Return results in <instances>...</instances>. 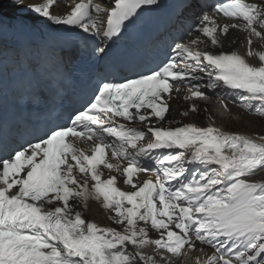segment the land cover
<instances>
[{
	"label": "snow or ice",
	"instance_id": "snow-or-ice-1",
	"mask_svg": "<svg viewBox=\"0 0 264 264\" xmlns=\"http://www.w3.org/2000/svg\"><path fill=\"white\" fill-rule=\"evenodd\" d=\"M183 2L193 7L192 0ZM4 3L0 65L40 43L49 56L63 51L48 43L53 38L37 28V18L110 41L138 10L160 6L158 0H78L60 13L53 11L58 0H7L17 13L10 15ZM217 15L232 23L219 25ZM230 28L248 33L244 54L224 49ZM195 32L153 67L101 78L65 123L0 148V264H156L141 249L179 257L197 243L211 252L196 264H264V182L248 179L264 170V135L214 122L173 127L170 118L174 95L185 88L182 116L199 112L194 101L205 90L230 111L222 89L234 90L245 111L264 116V50L252 47L253 36L264 40V0L205 2ZM202 43L212 50L192 47ZM63 44L73 48L70 39ZM93 51L103 55L106 47ZM90 202L115 226L87 218Z\"/></svg>",
	"mask_w": 264,
	"mask_h": 264
},
{
	"label": "bare ground",
	"instance_id": "bare-ground-1",
	"mask_svg": "<svg viewBox=\"0 0 264 264\" xmlns=\"http://www.w3.org/2000/svg\"><path fill=\"white\" fill-rule=\"evenodd\" d=\"M26 2H34V0H26ZM4 9L7 11L8 14H11L12 11H13V9L9 8V6L7 4V0H5V3H4ZM93 15H95V14H93ZM189 18H192V17H189ZM188 23H189V26H186L185 28H183L179 24H176L175 26L171 27V29L175 33H178V32L186 33V32H188L190 30V27H191L193 21L189 20ZM44 33H46V32H44ZM46 34H48V33H46ZM48 43H50L52 45H55L57 43V39L53 38ZM37 48L39 49V52H44L45 53L43 44L41 46L37 47ZM151 48L153 50H157V52H161L164 49V45L163 44H161L159 46L151 45ZM35 49L36 48H34L32 50H35ZM9 57L11 59L13 58V56H9ZM46 57H54V56H49V55L46 54ZM190 114H191V116H194L196 113H190ZM198 117L199 116L195 117L194 119H197ZM209 118H211V119H209ZM239 119H240V121L244 122L245 124H247L249 126V128H246V130L248 132L246 134L252 135V134H254L252 129L253 128L258 129L257 128V124L254 123L251 120V118L248 117L247 115L243 116V117H240ZM204 120H205V124L214 122L217 126H219V127H221V128L226 130L227 129L226 128L227 127L226 124H227V122H229L231 120V117L229 115H217V114H213V113L209 112L207 114V118H205ZM254 179L256 181H259V182H264V173L260 174L259 176H257ZM87 215H88V217H90L91 219H93L94 221H96V222H98L100 224L115 226V225H112V222L107 218L108 214L106 212L100 211V210H98L96 208H94V209L89 208V210L87 211ZM199 248H200V245H199V243H197V250L196 251H190L189 249H185L184 250V253H185V256H186L187 260L190 261V262H188V264H190L191 261L194 260V257H200L201 258V257H204L205 254H210V252H211V250L209 248H207V247H205L203 251L198 250ZM145 254L152 256V254L150 252H147V251H146ZM195 255H198V256H195ZM152 258H153V256H152ZM155 261H156V264H158L160 262V261H157V260H155ZM161 262L166 264V261L161 260ZM171 263H172V261H171ZM172 264H184V263L182 262V260L179 259L178 261L174 260Z\"/></svg>",
	"mask_w": 264,
	"mask_h": 264
},
{
	"label": "rangeland",
	"instance_id": "rangeland-1",
	"mask_svg": "<svg viewBox=\"0 0 264 264\" xmlns=\"http://www.w3.org/2000/svg\"><path fill=\"white\" fill-rule=\"evenodd\" d=\"M250 118H251V120H252L254 123L257 124V128H258V129L253 128L252 130H256V131H258L261 135H264V122H262V120H259V119H254V118H252V117H250ZM230 128H231V129H235V128H237V127L234 126V125H231ZM246 128H249V126H248L247 124L244 123L243 125L240 124V127H238V130H245Z\"/></svg>",
	"mask_w": 264,
	"mask_h": 264
}]
</instances>
